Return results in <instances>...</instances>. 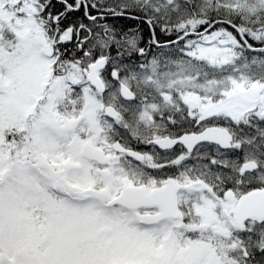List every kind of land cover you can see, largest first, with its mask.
<instances>
[{"label":"snow or ice","instance_id":"obj_1","mask_svg":"<svg viewBox=\"0 0 264 264\" xmlns=\"http://www.w3.org/2000/svg\"><path fill=\"white\" fill-rule=\"evenodd\" d=\"M0 264H264V0H0Z\"/></svg>","mask_w":264,"mask_h":264}]
</instances>
